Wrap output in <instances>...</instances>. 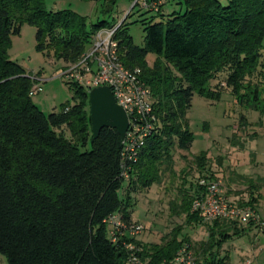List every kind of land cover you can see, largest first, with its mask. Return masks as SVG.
Returning <instances> with one entry per match:
<instances>
[{"label":"trees","instance_id":"1","mask_svg":"<svg viewBox=\"0 0 264 264\" xmlns=\"http://www.w3.org/2000/svg\"><path fill=\"white\" fill-rule=\"evenodd\" d=\"M94 1L106 8L115 4ZM176 1L182 11L164 17L160 8L142 21L143 48L133 45L125 20L115 33L119 59L126 69L140 70L155 117L125 180L116 130L104 128L91 142L87 93L66 81L72 104L44 115L31 102L32 75L8 57L12 37L26 24L35 29L36 51L64 70L89 48L95 32L115 25L88 24L70 11H45L41 0H0V255L7 264H124L126 251L120 242L111 243L105 221L111 216L131 221L134 196L172 173L174 150H190L193 134L185 115L192 97L218 101L229 92L238 106L264 117V0ZM148 54L155 56L150 65ZM196 163L201 177L215 179L203 154ZM197 181L182 178L176 213L187 226L202 224L200 215L191 213L200 192ZM232 203L255 210L256 200ZM241 225L220 220L206 226L196 264H228L219 250L245 234L248 228ZM179 231L161 244L135 241L141 259L147 264L171 259L190 243L178 239Z\"/></svg>","mask_w":264,"mask_h":264},{"label":"rangeland","instance_id":"2","mask_svg":"<svg viewBox=\"0 0 264 264\" xmlns=\"http://www.w3.org/2000/svg\"><path fill=\"white\" fill-rule=\"evenodd\" d=\"M218 1L226 4V0ZM133 2L115 0L113 6L106 8L101 1L94 0H41L45 11H70L85 18L88 24L104 21L105 26H111L125 20L126 33L133 45L143 48L145 33L142 21L146 23L154 14H145L137 7L131 9ZM182 9L176 0H171L163 7L162 15L165 17ZM154 21H160V18H154ZM8 57L25 72L38 78L34 82H38L39 92L31 95V102L42 114L48 115L67 103L72 104L71 92L60 77L63 71L61 63L36 51L33 27L21 26L19 34L11 39ZM154 59V55L148 54L146 62L150 65ZM214 84L215 81L211 82V86ZM262 91L264 99V85ZM185 120L193 134L190 150H174L172 173L163 174L159 184L134 196L131 221L144 227L136 242L161 244L162 240L172 236L175 228H180L178 239L188 238L190 243L183 244H188L195 255L197 245L207 239L208 225L187 226L184 215L176 211L181 199L182 178L195 182L201 177L196 157L203 154L205 169L212 172L213 180L220 183L229 201L238 205L251 198L256 200L254 225L249 227L243 223L241 227L248 228L245 234L223 244L219 250L220 257L226 256L228 264H264V117L257 111L238 106L229 92H225L218 101L194 95ZM0 264H7L2 255Z\"/></svg>","mask_w":264,"mask_h":264},{"label":"built area","instance_id":"3","mask_svg":"<svg viewBox=\"0 0 264 264\" xmlns=\"http://www.w3.org/2000/svg\"><path fill=\"white\" fill-rule=\"evenodd\" d=\"M165 1L134 0L132 8L137 7L138 11L156 14ZM118 27L119 25H115L95 32L89 48L76 63L64 69L60 77L65 82L76 83L87 94L99 87H107L111 91L116 104L123 110L128 120L120 155L122 176L126 180L127 170L136 163L140 149L154 129L155 117L151 93L140 78V70L126 69L119 59L118 40L115 39ZM32 80L38 79L32 76ZM38 92L37 82L32 86L30 94ZM197 186L200 192L192 201L191 213H198L202 224L211 225L220 220L243 224L257 218L251 208L238 207L229 201L217 180L200 177ZM105 223L111 243L120 242L126 251L124 264H147V261L140 257V246L135 243L136 238L144 230L142 224L125 222L119 216H111ZM196 260L190 246L182 244L171 259L160 264H196Z\"/></svg>","mask_w":264,"mask_h":264},{"label":"water","instance_id":"4","mask_svg":"<svg viewBox=\"0 0 264 264\" xmlns=\"http://www.w3.org/2000/svg\"><path fill=\"white\" fill-rule=\"evenodd\" d=\"M88 111L91 142L98 137L104 128L116 130L122 139L128 128V120L123 110L107 87L92 89L88 94Z\"/></svg>","mask_w":264,"mask_h":264},{"label":"crops","instance_id":"5","mask_svg":"<svg viewBox=\"0 0 264 264\" xmlns=\"http://www.w3.org/2000/svg\"><path fill=\"white\" fill-rule=\"evenodd\" d=\"M171 3V0H166L165 2H164V4L162 5V7H161V11L163 10V7L164 6H166V5H168V4H170ZM162 13V12H161ZM38 79V78H37Z\"/></svg>","mask_w":264,"mask_h":264},{"label":"bare ground","instance_id":"6","mask_svg":"<svg viewBox=\"0 0 264 264\" xmlns=\"http://www.w3.org/2000/svg\"><path fill=\"white\" fill-rule=\"evenodd\" d=\"M63 79V78H62ZM64 80V79H63ZM35 83V82H34Z\"/></svg>","mask_w":264,"mask_h":264}]
</instances>
